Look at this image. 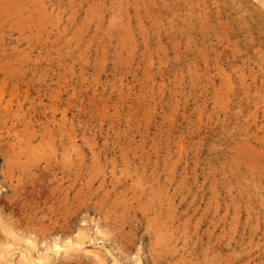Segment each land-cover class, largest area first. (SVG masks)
<instances>
[{
  "label": "rangeland",
  "instance_id": "374dc122",
  "mask_svg": "<svg viewBox=\"0 0 264 264\" xmlns=\"http://www.w3.org/2000/svg\"><path fill=\"white\" fill-rule=\"evenodd\" d=\"M0 251L264 264V0H0Z\"/></svg>",
  "mask_w": 264,
  "mask_h": 264
},
{
  "label": "bare ground",
  "instance_id": "6f19581e",
  "mask_svg": "<svg viewBox=\"0 0 264 264\" xmlns=\"http://www.w3.org/2000/svg\"><path fill=\"white\" fill-rule=\"evenodd\" d=\"M18 1H19V0H18ZM12 2H13V1H12ZM17 3H18V2H17ZM14 5H16V4H14ZM13 8H14V7H13ZM259 94H260V93H259ZM4 106H5V105H4ZM37 151H38V150H37ZM37 154H38V153H37ZM11 157H12V156H11ZM23 157H24V156H23ZM245 158H246V157H245ZM27 159H28V158H27ZM31 163H32V162H31ZM251 163H252V162H251ZM29 165H30V164H29ZM26 166H27V165H26ZM19 167H20V166H19ZM17 175H18V174H17ZM13 188H14V187H13ZM8 229H9V228H8ZM4 230H5V229H4ZM5 231H6V230H5ZM5 233H6V232H5ZM84 234H85V233H84ZM14 235H15V234H14ZM86 235H87V234H86ZM78 240H80V239L78 238ZM81 242H82V241H81ZM75 243H76V242H75ZM77 243H79V241H78ZM77 243H76V244H77ZM82 243H83V242H82ZM55 244H56V243H55ZM72 245H73V244H72ZM72 245H71V246H72ZM77 245H78V244H77ZM57 246H58V245H57ZM81 246H82V245H81ZM81 246H80V247H81ZM6 247H7V246H6ZM6 247H5V248H6ZM84 249H85V248H84ZM1 250H2V249H1ZM3 250H4V249H3ZM3 250H2V251H3ZM58 250H59V249H58ZM57 253H58V252H57ZM6 255H7V254H6ZM1 256H2V254H1V251H0V257H1ZM7 256H8V255H7ZM104 256H105V255H104ZM4 257H5L4 259L6 260V256H5V255H4ZM26 257H27V256H26ZM2 258H3V257H2ZM2 258H1V259H2ZM27 260H28V259H27ZM29 260H30V259H29ZM99 260H100V259H99ZM102 260H103V258H102ZM102 260H101V261H102ZM103 261H104V260H103ZM25 262H27V261H25ZM101 263H103V262H101ZM27 264H28V263H27ZM29 264H30V262H29Z\"/></svg>",
  "mask_w": 264,
  "mask_h": 264
}]
</instances>
